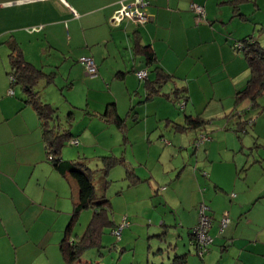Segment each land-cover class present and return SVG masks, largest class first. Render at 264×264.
Returning <instances> with one entry per match:
<instances>
[{"label":"crops","instance_id":"1","mask_svg":"<svg viewBox=\"0 0 264 264\" xmlns=\"http://www.w3.org/2000/svg\"><path fill=\"white\" fill-rule=\"evenodd\" d=\"M123 1L131 0H0V198L5 193L6 203L13 204L11 215L15 208H20L19 227L3 223L0 215V254L4 255L3 260L0 256V264H67L60 247L75 200L74 182L62 177L47 161L40 120L33 107L25 103L24 89L11 85L12 49L19 48L29 63L49 77L53 74L52 82L47 84L48 77H44L37 86L46 103L55 106L50 93L57 90L71 107L77 108L80 105L77 97L90 102L91 92H94L95 99L88 105L94 104L97 108L93 112L87 109L88 114L102 115L109 104L115 103L117 114L126 121L128 133L132 130L135 138L146 139V143L151 141L149 134L160 127L156 124L170 118L183 122L184 118L172 111H163V103L159 107L156 100L145 102L146 81L140 80L135 72L147 69L149 79L155 80L156 74L150 73L151 68L160 66L175 78L178 86L187 88L185 112L207 120L202 131L206 132L209 127L217 129H211L213 133L204 146V155L199 157L201 147L188 164L171 163L160 169L163 174L155 175L145 161H139L145 167L144 173L133 171L141 179L140 183L149 181L152 186L153 182L170 181L173 190L175 183L190 181L191 176L201 181V165L216 173L228 159L236 162L239 173V166L246 168L238 160L240 153L245 154L247 147L253 152L258 145L264 146V103L261 101L264 94L258 99V105L243 116H235L230 121L225 118L234 110L236 94L247 86L251 76L244 54L234 45L252 34L264 45V0H148L150 19L147 23L136 25L124 21L112 26L109 20ZM192 3L205 7L204 22L197 24ZM145 47L153 50L157 60L149 68L143 54ZM84 55L94 58L97 76L85 75L78 63ZM165 90L172 92L173 84L167 85ZM105 93L111 96L104 97ZM251 118L255 119L254 123L247 124ZM104 121L110 123L105 118ZM238 122L246 127L241 139L227 129L238 128ZM165 129L170 135L174 134L169 127ZM73 133L76 138L84 134L77 130ZM118 133L121 132L117 128L116 138H119ZM164 134L167 135L161 132L162 136ZM179 139L181 146L174 144L166 149L172 154L176 150L190 152L193 133ZM216 140L232 145H238L239 141L242 146L219 149L221 161L216 163L215 159L211 160ZM263 152L259 159H264ZM64 157L69 158L62 155ZM187 165L192 167L189 172L194 171L193 175H184ZM241 177L238 174L234 180L233 188L238 192L227 204L232 210L229 224L221 230V217L217 212L211 214L214 241L203 264H264V224H260L255 214L264 192L257 190L247 195L245 186L239 183ZM216 179L214 185L225 189V183ZM179 207L181 213L179 219L174 218V225L161 223L166 229L159 231L160 243H156L155 256H150L154 251L150 246L146 261L140 259L132 264H173L175 257L184 254L188 264H200L191 242V228L197 222V214L195 210L182 207V201ZM251 217L252 222L243 225ZM172 227L175 233L168 231ZM84 261L82 264H93L90 260Z\"/></svg>","mask_w":264,"mask_h":264},{"label":"rangeland","instance_id":"2","mask_svg":"<svg viewBox=\"0 0 264 264\" xmlns=\"http://www.w3.org/2000/svg\"><path fill=\"white\" fill-rule=\"evenodd\" d=\"M79 86L81 87V85ZM110 94L111 93H105L104 97L111 96ZM50 95L52 96L51 99L54 101L55 107L59 109L60 115L66 117L69 114V111H71L70 103H68L64 96H61L57 90L53 91V94L50 93ZM94 99V92H91L90 102L84 97H77L76 101L80 105L77 106V108L72 109L74 116L72 117L71 124L73 132L77 130L84 134L83 136L78 137V145H73L71 142L66 144L63 148L62 155L69 157H64L66 160L77 159L88 163L91 170L95 171L94 176L97 192L102 194L105 193L111 202V210L109 211L110 220L115 222L116 225H121L124 222L128 224L122 229L121 239H118L119 237L113 234V229L110 226L104 229L102 247L90 249L85 253V259L90 260L93 264H132L140 259L146 261L147 257L150 255V246L154 249L150 256L154 257L155 252L158 251L156 243H160V237H158L159 231L162 232L166 229L165 226L161 227V223L162 221H166V223L174 225V218L176 217L179 219L178 215L181 213L179 207L181 201L182 207L190 211L195 210L197 221V208L203 202L210 207L211 211H209V213L211 212V214H213L214 212H217L219 218H222L224 214L228 213L231 220L232 210L227 204L230 201V197L234 198L235 193L237 194L238 192L233 188L235 184L234 180L237 179L236 177H238V174H241L242 176L241 179H239V183L245 186L247 195L250 196L255 194L257 190H260V193L261 191L262 193L264 192V187L262 188V186H264V159H259L261 153L264 151V146L262 145H258L253 149L254 154L252 149L248 147L245 150V154L242 152L240 153L241 155L239 154L240 157L238 160L246 167L242 168V170L240 168L241 166H239V173L236 171V162H233V160L230 159L227 160L228 163H223V166L219 167L218 170H216V173H211V171L205 169L204 165H201L202 171L199 172L201 181H195V178L191 176L190 181L185 179V181H182L181 183H175L176 186L173 187V190L170 189L171 182L163 180L158 181L159 184L153 182L152 186L149 181L139 182L136 185L129 186L130 180L126 177L127 174L124 165H118L111 169L105 178L103 176V170L99 171V169L103 167L102 157L104 156L114 155L116 157H125L126 164L129 165L132 172L135 173L133 169H136L138 174H143L144 172L142 171L145 169L144 166L140 165L139 161H145L148 169L155 175H159V173L163 174V171L160 169H163L171 163L188 164L192 161L191 157L194 156L193 153H195V150L192 146L190 152H187V150L182 152L176 150V152L172 154L171 151L167 150V147L174 144L176 146H181L182 144L178 143L180 141L179 137L186 136V134H175L176 137L174 134L170 135L169 131L166 132L164 121L156 124L160 125V127L156 128L155 132L149 134L151 141L148 143H146V139L143 141V139L139 137L135 138V134L132 130L130 133L126 134L127 138L131 139L130 142H125L121 133H118L119 138H116L117 126L114 123H105L104 117L101 115L91 116L87 113L88 110H92L93 112V110L97 108L94 104L91 106L88 105V103L92 104ZM44 100L42 99L43 102L46 101ZM261 101L264 103L263 98H261ZM156 102H159V107L160 104L163 103V111H172L177 116H180L179 118L181 119L184 117V113L181 112L174 103L167 99L158 98L156 99ZM154 106L156 107L157 103ZM161 110L162 109H160V111ZM262 114L264 115V112ZM66 120L67 119L65 118V121ZM106 125L108 127H105ZM106 128L109 129L106 131ZM206 129L207 130L205 131L207 133L212 134L213 132H211V129L215 130L217 128L209 127ZM229 131L233 132L237 138L245 136L242 132L237 134L233 130ZM102 132L107 135L102 134ZM161 132L167 133V135L164 134V136H162ZM164 137H168L167 141H170V145L164 142ZM188 140H191L190 137ZM220 140L215 141V149L212 151L214 156L211 160L215 159L217 161L216 163H220L219 161H221L219 149H222L225 146H228L229 149H233V147L239 149L242 146L238 140V145H232V143L227 144L226 141ZM252 146H254L253 142L251 143V147ZM204 150L205 147H202L199 157H201L202 154L204 155ZM230 152L232 153V151ZM197 153H199V151H197ZM224 155L229 157L228 153H224ZM203 160L204 162H207V159ZM191 168V166L187 165L184 168V175H193L194 171L189 172ZM20 174H22L21 171L18 172L19 178ZM173 178L176 179L177 175L174 174ZM215 178H217L216 180L218 182L221 181L222 184L225 183V189L214 185ZM107 182L109 183L107 184ZM73 184L75 187V199H77L79 188L75 182ZM120 191H122L121 195L119 194ZM170 191L173 192L169 193ZM5 199L6 194L3 193L0 198V215L4 219L3 223H7L9 226L16 225V227H19L20 219L18 217L20 208H15L14 214L11 215L10 209L13 204L6 203ZM232 200L235 201V199ZM258 206L259 208H256L255 214L257 218H260V224L263 225L264 196L259 200ZM93 213V210H84L81 213L79 222L73 230V237L77 235L81 237L85 233L91 222ZM250 222H252V217L245 220L243 225L247 223L249 224ZM8 228L13 229V227ZM174 229L175 228L172 227V229H168V231L170 233H175ZM193 253L198 258L200 264H203V260L197 255L196 251L193 250ZM164 254L166 253L164 252ZM209 255L210 252L206 254V256ZM0 256L3 260L4 255L0 254Z\"/></svg>","mask_w":264,"mask_h":264},{"label":"trees","instance_id":"3","mask_svg":"<svg viewBox=\"0 0 264 264\" xmlns=\"http://www.w3.org/2000/svg\"><path fill=\"white\" fill-rule=\"evenodd\" d=\"M191 10L195 15V20L197 24L204 22L206 20L205 7H204L205 15L201 19L198 18L197 14L192 8ZM124 21H130V20H124ZM109 23L110 25H112L110 20ZM136 25H140V24H136ZM237 45H240L241 47L239 48L237 47ZM234 47L237 51L242 52L244 54L250 68L251 76L247 86L236 94L234 110L230 114H227L225 116V118H227L228 121H230L235 116L236 117L241 115L243 116L246 111L256 107L258 105V99L264 94V45L259 40H257L254 34H252L240 39L239 42H236ZM143 52L146 60V65L148 68L156 64L157 60L151 48L145 47L143 49ZM84 56H88V55H84ZM80 58L78 59V63L84 69L80 61ZM9 61L11 67V70L9 72L11 85L22 86V88L24 89L27 95V99L25 100V103L33 107L40 120L42 137L45 143L47 161L55 168V170L62 177L66 178L68 181L71 180L72 182H75L78 185L79 188L78 197L77 199L74 200L72 217L69 224L67 225L65 238L63 239L60 248L63 258L67 264L85 263L84 256L88 250L102 247L101 241H102L104 229L110 226L114 231L118 229L121 225H116L115 222H112L110 220L109 211L111 210V202L107 198L105 193L102 194L97 192V188L95 184V176H94L95 171L91 170V168L88 166V163L83 160L80 161L77 159L65 160L62 158V151L64 146L69 142L73 144V141L75 140H77L79 144V140L78 138L75 137L74 133L72 132L71 121H72V117L74 116V112L72 111L74 107L70 108L71 111H69V114L65 117L60 115L59 109L57 107L53 106L52 104L43 102L40 97L41 91L37 87L39 85L40 80L43 79L44 77L46 78L48 77L47 84H49L54 79L53 74H51L49 77L47 74L43 73L40 69L36 68L34 65L29 63L24 58L23 53L19 48H17L16 50L12 49ZM141 70L147 72V76L144 79H140L146 81L145 88L147 91V95L145 102L154 101L157 98H164L174 103L178 107V109L184 113V117H183L184 120L183 122H179L176 119H171V118L166 119L165 127H169V130L174 132V135L187 134L189 132H192L194 135L193 148L196 152L199 151V149L201 147H204L210 141L211 138L209 136V133L202 131L203 129H205V126L207 125V120L200 117L199 115L187 114L185 112V106L188 101L187 88L185 86H178L175 78L170 74H168L160 66L155 65V68L150 71V73L156 74L155 80L149 79V71L147 69H141ZM84 73L87 77H95L98 75V71H97V75L90 76L87 74L85 69H84ZM170 84H173V91L167 92L165 90V87ZM101 116L107 119V121H109L110 123H114L122 133L124 137V141L128 142V138L126 135L128 133V126L126 124L125 119L121 118L117 114L115 103L109 104L107 106L106 111ZM65 118L68 121L67 120L65 121ZM254 121L255 119L253 118L248 119L247 124L252 125ZM238 126H239L238 128L227 127V129L233 130L237 134H239L240 132L242 133L246 132L245 129L246 127H243V123L238 122ZM193 131H198V132L200 131V132L194 133ZM164 142L168 144L166 138L164 139ZM102 159H103L102 161L103 167L99 169V171L103 170V176L105 178L107 177L108 172L111 169H113L118 165H124L126 168V174H127L126 177L127 179L130 180V185H136L141 181V179L138 176H136L134 172H132V169L129 168V165L126 164L125 157H116L114 155H111V156H104L102 157ZM108 183L109 182H107V184ZM201 205L207 206L209 208L207 212L211 217V221L213 223L211 212L209 213L211 209L204 202L201 203L197 208L198 218H199V208ZM84 210L94 211L91 222L88 225L85 233L81 237H79L78 235L73 237V230L76 224L79 222V217ZM227 217H228V223H227L228 225L230 222V217L228 213H227ZM196 225L191 228V242L194 245L197 255L202 260H204L206 254L210 252L214 239L212 243L209 245L207 251L204 252L202 255H200L194 234V229ZM209 233L211 235V231H209ZM173 264H188L187 255L184 254L175 257Z\"/></svg>","mask_w":264,"mask_h":264},{"label":"built area","instance_id":"4","mask_svg":"<svg viewBox=\"0 0 264 264\" xmlns=\"http://www.w3.org/2000/svg\"><path fill=\"white\" fill-rule=\"evenodd\" d=\"M150 3L148 0H131L130 2H120V8H118L114 14L110 18V22L113 26L119 25L124 20H130L135 24H145L149 20V16L147 13V8ZM191 8L195 11L198 18L201 19L205 15L204 7L200 4L194 3L191 5ZM237 47H241L237 45ZM80 61L90 76L97 75L98 67L94 60V58L89 56H83L80 58ZM136 76L139 79H144L147 76V72L144 70H139L136 72ZM12 93V89L10 90ZM73 144L78 145V141H73ZM209 208L207 206L201 205L199 208V218L198 224L194 229L195 239L197 243V247L199 249L200 255L207 251L209 245L212 243L213 238L211 237L209 231L212 225L211 217L208 214ZM228 223L227 213L224 214L221 224L223 229ZM128 223H122L121 226L113 231V234L120 238L122 229ZM118 238V239H119Z\"/></svg>","mask_w":264,"mask_h":264}]
</instances>
